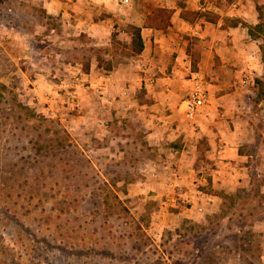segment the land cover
Returning a JSON list of instances; mask_svg holds the SVG:
<instances>
[{"label": "rangeland", "instance_id": "374dc122", "mask_svg": "<svg viewBox=\"0 0 264 264\" xmlns=\"http://www.w3.org/2000/svg\"><path fill=\"white\" fill-rule=\"evenodd\" d=\"M217 1L221 5L227 0ZM214 16L211 12L199 17V24L204 27L202 19L211 21ZM235 20L223 17L226 24ZM125 28L132 35L134 25ZM185 36L192 43L190 68L196 71L199 60L194 67L193 57L210 33ZM101 38L51 17L36 0H0V264H262V248L255 243L261 244L264 193L255 170L245 176L248 186L218 190L216 211L198 218L171 221L168 217L161 224L158 218L163 215L154 212L160 204L157 199L144 203L132 196L149 160L159 156L142 119L120 112L127 98L119 92V96L113 94L122 102L118 108L96 104L94 111L70 109L61 118L34 104L31 89L43 82L36 80V72L53 78L57 69L67 68L65 62L83 70H114L124 80L132 77L131 72L141 71L123 35L106 38L101 34ZM247 38L257 45L255 66L263 67L259 44L264 41ZM218 65L212 68L222 74ZM255 66L248 87L234 88L240 90L233 101L243 108L238 114L246 125L234 142L240 153L252 155L243 160L246 163L259 154L258 171L264 169V69L256 73ZM245 72L248 67L243 66L241 75ZM195 74L193 78L201 80L209 93L205 112L200 114L206 123L199 125L195 137L196 163L216 167L210 154L213 148L215 154L223 153L219 146L228 143L224 127L237 113H220L209 96L207 76ZM137 96L148 101L144 86L138 88ZM209 105L215 112L208 110ZM138 112L145 118L154 111L142 107ZM178 113L181 116L175 122L183 124V114ZM181 139L171 137V147H181L176 143ZM205 178L208 182L211 177ZM203 187L212 191L208 185ZM136 204L145 205L138 209ZM239 228L255 232L254 252L260 259L234 246L233 233Z\"/></svg>", "mask_w": 264, "mask_h": 264}, {"label": "crops", "instance_id": "0c3cea01", "mask_svg": "<svg viewBox=\"0 0 264 264\" xmlns=\"http://www.w3.org/2000/svg\"><path fill=\"white\" fill-rule=\"evenodd\" d=\"M233 1L227 0L226 4L219 5L217 0H36L45 12L54 18H60L62 13L66 16L63 11L68 10L69 15L73 17L68 25L74 24L75 28L94 35L100 41H102L101 34L107 38L110 34L117 33L119 36L123 35L128 44H131L132 35L127 33L125 27L134 25L140 28L144 47L142 51L132 56L135 67L141 71L131 72L132 77L125 80L118 77L116 71H110L111 79L103 86L100 93L90 90L81 91V95L77 96V103H79L77 109L94 111L96 104L118 108V105L120 106L123 102L125 109L120 112L129 113V115L133 113L142 119L150 144L158 149L159 157L149 160V167L144 168L145 176L137 181L139 189H135L132 196L137 198V201L140 198L144 203L148 199H157L160 204L154 212L158 213L157 215H163L162 218H158L161 224L168 221V217L171 221L183 216L198 218L207 212L216 211L219 209L218 190H233L240 184L248 186L250 181L244 180L245 176L250 177L254 170L261 176L263 182L261 189L264 193V169L256 170L259 154L255 155V160L250 159L249 163H246L244 161L252 155L240 153L237 142H234L237 138L239 139L240 133L243 134L246 126L243 124V117L238 114L240 111L243 112V108L239 109L233 101L234 96L240 94V90H234V88L248 87L252 77L249 73L253 71L252 67L255 66V56L258 51L255 42L248 40V29L243 22L247 24L257 22V2L242 0L239 5L233 7ZM156 7H165L170 11L165 29L146 24L147 16ZM253 10L257 12V15ZM211 12L216 13V21L202 19L204 22L202 27L199 24L201 21L199 17L203 15L206 17ZM232 16L239 21L231 25L223 22V17ZM209 33L210 37L202 39L198 47L200 69L193 71L190 68L189 51L192 49V43L185 35L205 36ZM105 39L104 42H107ZM216 63L220 64L218 66L224 70L222 74L216 72L217 67L212 68V65ZM63 64L67 68L61 71L57 69L53 78L36 72V80H43L42 85L38 83L31 89L33 99L39 101L38 107L41 108L45 93L50 96L57 95L61 82H68L71 72L74 73L78 68L76 64L73 65L70 62ZM233 65H236L237 69H233ZM242 65L244 68L248 67L249 72L241 75ZM255 68L256 73L263 72V67L259 68V64H256ZM233 71L236 78H233ZM195 73L201 78L207 76L206 80L211 86L209 96L217 104L216 109L219 108L220 113L231 116L237 113L231 120V124L224 127L228 141L225 151L220 153L221 155L215 154V148H213L214 154H210L211 158H215L216 167L196 163L199 145L195 137L200 133L199 125L206 122H201L200 116L196 120L195 127L187 121L183 124L175 122L176 119H180L179 106L191 91ZM242 76H247V82L244 85L235 86L233 81H239L243 78ZM45 81L47 83L44 85ZM125 81H130L126 85L129 96L124 100L125 102H118L119 100H115L116 97L113 94L119 96ZM142 86L146 88L147 102H142L137 96V90ZM121 98L126 97L121 96ZM211 106L209 105L208 110L213 111ZM134 107L135 111H133ZM142 107H147L154 112L148 113L143 118L138 112ZM72 108L71 104H68L65 109ZM204 112L205 108L202 114ZM179 135L182 139L176 143L181 147H171L173 144L169 142V139ZM263 162L261 161L262 164ZM172 166H177L180 174L177 182H174L171 176ZM205 175L211 177L208 182ZM203 185H208L212 191H205ZM140 192L142 194L138 195ZM144 205L136 204L135 208L142 209ZM260 227L261 263L264 264V220Z\"/></svg>", "mask_w": 264, "mask_h": 264}, {"label": "built area", "instance_id": "2783aa9c", "mask_svg": "<svg viewBox=\"0 0 264 264\" xmlns=\"http://www.w3.org/2000/svg\"><path fill=\"white\" fill-rule=\"evenodd\" d=\"M242 0H234L232 2L233 7H236L241 3ZM60 20L68 24L71 22L72 16L69 15V11H63ZM59 56V54H58ZM68 82H61L60 89L57 91V95L50 96L45 93L43 96V103L41 108L43 111L47 112L48 115L53 117L63 116L67 114L69 110L65 109L68 104H71L72 109H77L79 103H77V96H80L81 91H93L100 93L103 86L111 79V72L105 70H99L94 68H89L88 70H83L78 67L74 73L71 72ZM247 76L241 78L239 81L234 80L233 84L235 86L244 85L247 82ZM58 84V85H59ZM57 85V86H58ZM63 92V93H62ZM120 95L123 97L129 96V89L127 86L121 88ZM207 88L203 82L197 78H193L192 88L187 97L182 100L180 111L183 114V119L187 121L191 126H196V120L202 114L203 108L208 100ZM34 104L39 105V101ZM226 148L225 144L219 146V151L224 152ZM177 166L171 167V176L174 182H177L180 174L177 171ZM219 174V173H218Z\"/></svg>", "mask_w": 264, "mask_h": 264}, {"label": "trees", "instance_id": "16d2710c", "mask_svg": "<svg viewBox=\"0 0 264 264\" xmlns=\"http://www.w3.org/2000/svg\"><path fill=\"white\" fill-rule=\"evenodd\" d=\"M257 11H258V21L255 24H247L246 22H243V25H245L248 29L249 35L255 39L259 40L262 39L264 41V1L258 0L257 2ZM170 17V11L165 7H156L155 10L146 18V24L152 25L158 28L165 29L168 23V19ZM217 17L214 16L210 20L216 21ZM236 20L235 23H237ZM132 33V41L130 44V49L132 54L139 53L142 51L144 44L141 37L140 28L134 26ZM259 48L262 52V60L264 64V44L260 43ZM199 60V53L196 54L195 57H193V64L194 67ZM264 69V66H263ZM256 81L263 83L261 79H257ZM241 225V224H240ZM244 225V224H243ZM255 232L252 229L246 228V230L243 228L238 229V231L233 233L232 241L234 243V246L237 248V250L242 251L244 253L249 252L251 256H254L255 258L260 259V254H255L254 252V242H255ZM256 247H260V242L255 243ZM253 253L254 255H252Z\"/></svg>", "mask_w": 264, "mask_h": 264}]
</instances>
